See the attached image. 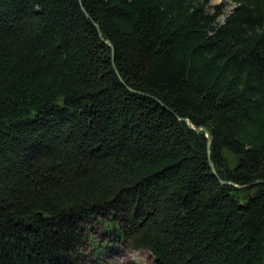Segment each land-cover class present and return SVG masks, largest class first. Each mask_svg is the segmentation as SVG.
Instances as JSON below:
<instances>
[{"label": "trees", "instance_id": "16d2710c", "mask_svg": "<svg viewBox=\"0 0 264 264\" xmlns=\"http://www.w3.org/2000/svg\"><path fill=\"white\" fill-rule=\"evenodd\" d=\"M210 2L0 0V264H264V0Z\"/></svg>", "mask_w": 264, "mask_h": 264}, {"label": "rangeland", "instance_id": "374dc122", "mask_svg": "<svg viewBox=\"0 0 264 264\" xmlns=\"http://www.w3.org/2000/svg\"><path fill=\"white\" fill-rule=\"evenodd\" d=\"M226 0H211V6L217 5ZM234 4L227 6L225 13L220 16L219 21L224 22L226 16L231 12ZM214 13V9L208 8ZM91 228L87 230L88 242L85 250L83 264H155L152 253L147 250H132L127 248L119 240H114V235L109 230L114 229L111 221L99 223L93 221Z\"/></svg>", "mask_w": 264, "mask_h": 264}, {"label": "water", "instance_id": "95a60500", "mask_svg": "<svg viewBox=\"0 0 264 264\" xmlns=\"http://www.w3.org/2000/svg\"><path fill=\"white\" fill-rule=\"evenodd\" d=\"M97 28H98V30L100 31V27H99L98 25H97ZM186 121H187L188 124H190V121H189V120L186 119ZM191 128H193V129H195V130H201V129H197V128L193 127L192 125H191ZM203 129L206 131V133H207V137H208V139L210 140V137H211V136H210V133L208 132V130H207L206 128H203ZM211 167H212V169H213V172L216 173V172H215V171H216V170H215V166H214L213 164H211Z\"/></svg>", "mask_w": 264, "mask_h": 264}, {"label": "bare ground", "instance_id": "6f19581e", "mask_svg": "<svg viewBox=\"0 0 264 264\" xmlns=\"http://www.w3.org/2000/svg\"><path fill=\"white\" fill-rule=\"evenodd\" d=\"M187 120H189V119H187ZM185 121H186V119H185ZM190 121V124H188L187 123V121H186V123H187V125H189V126H191L192 125V123H191V120H189ZM193 127H195V125H192ZM195 128H197V129H201V130H196V131H198V132H205L206 133V131L203 129V128H206V127H203V126H201V127H195ZM207 129V128H206ZM195 130V129H194ZM208 130V129H207ZM208 132H209V130H208ZM210 133V132H209ZM206 136H207V133H206ZM214 165V164H213Z\"/></svg>", "mask_w": 264, "mask_h": 264}]
</instances>
